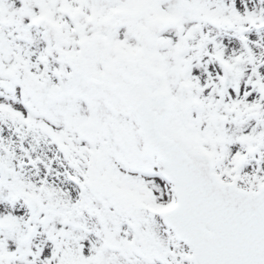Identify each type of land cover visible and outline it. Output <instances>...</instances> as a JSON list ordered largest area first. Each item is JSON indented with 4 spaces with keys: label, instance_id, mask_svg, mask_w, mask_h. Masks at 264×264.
I'll return each instance as SVG.
<instances>
[{
    "label": "snow or ice",
    "instance_id": "snow-or-ice-1",
    "mask_svg": "<svg viewBox=\"0 0 264 264\" xmlns=\"http://www.w3.org/2000/svg\"><path fill=\"white\" fill-rule=\"evenodd\" d=\"M0 264H264V0H0Z\"/></svg>",
    "mask_w": 264,
    "mask_h": 264
}]
</instances>
